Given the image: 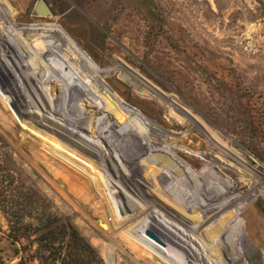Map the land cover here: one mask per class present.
Returning <instances> with one entry per match:
<instances>
[{
	"label": "rangeland",
	"instance_id": "rangeland-1",
	"mask_svg": "<svg viewBox=\"0 0 264 264\" xmlns=\"http://www.w3.org/2000/svg\"><path fill=\"white\" fill-rule=\"evenodd\" d=\"M0 264H264V0H0Z\"/></svg>",
	"mask_w": 264,
	"mask_h": 264
},
{
	"label": "bare ground",
	"instance_id": "bare-ground-1",
	"mask_svg": "<svg viewBox=\"0 0 264 264\" xmlns=\"http://www.w3.org/2000/svg\"><path fill=\"white\" fill-rule=\"evenodd\" d=\"M133 120V119H132ZM148 123V122H147ZM158 123V122H157ZM132 125H134V126H137V123H135V122H132L131 123ZM145 124V123H144ZM171 125L173 126L174 124H172L171 123ZM181 124H177V125H174V126H180ZM151 126V125H150ZM158 126H160V125H158ZM181 127V126H180ZM161 128H163V127H161ZM166 128V127H165ZM179 128V127H178ZM131 140V141H130ZM129 141H130V143H129ZM139 141V140H138ZM139 145L140 143L139 142H137V140L136 141H134V140H132V138L131 139H129V140H127V141H125V139L123 138V139H121L120 141L118 140V146H119V148L121 149V151H122V154H123V156H124V159L126 160H124V159H122L123 160V167L125 166V164L127 165L128 164V166H126L125 167V170L127 171V173L130 175V176H127V177H129L128 179H127V182L128 183H133V185L134 184H137L138 186L140 185H143L144 187H146L147 188V190H148V194L146 195V196H150V193H153L152 192V190L149 188V187H152V185H150V183L148 184V182H146V183H143L142 182V180H136V178L134 177V170L132 169V166L134 167V168H136L135 167V164H136V160H138L139 158H140V153L137 151V149H135L136 148V146H137V144ZM141 145V144H140ZM147 145V144H146ZM142 146V145H141ZM132 147V148H131ZM146 146H144L143 145V149L146 151L147 150V148L149 149V145L145 148ZM169 148V147H168ZM132 149H134V150H132ZM193 150V149H192ZM195 150V149H194ZM163 152H165V151H160V152H158V154L159 153H163ZM194 153V152H193ZM169 154V153H168ZM171 155L174 157H178V158H180V159H183L186 163H188L189 164V166H191L192 168H194V169H196V168H198L200 165H201V162H199L197 159H195L194 157H192V156H187V155H184V154H182V153H180V151L178 152V151H175V152H171ZM142 156V155H141ZM165 156V155H164ZM202 156H204L205 158H210L211 157V153H206L205 152V154H203ZM169 157H171V156H169ZM159 157H157L156 158V160L158 159ZM175 159V158H174ZM177 159V158H176ZM158 161V160H157ZM161 161V160H160ZM141 162V161H140ZM160 163V162H159ZM175 163H177L176 162V160H175ZM138 165H140V166H145V169H146V172H147V174L149 175V180L151 181V183L155 186V187H157L156 189L157 190H160L161 188H159L160 187V178H164L163 176H162V174H164V175H166L165 173H163L162 172V170H158V169H156V170H151V169H149V167H147L146 165H144V162H141V163H139ZM137 166V165H136ZM138 168V167H137ZM211 169H213V170H216L215 169V167L213 166H211ZM198 170V169H197ZM195 171V170H194ZM125 172V171H124ZM178 172H180V171H178ZM199 173V172H198ZM220 174L219 175H221L222 173H227L228 175H230V178L231 179H233V181L235 182V184L234 183H230V182H227V181H223L222 182V180H221V182L219 181V183H220V185H221V187L219 188V187H213V186H210V183H208V181H205V179H207V177H209V174L207 173V172H204L203 174H197L196 175V177H195V179H199V180H202L203 179V189H202V191H201V197H202V200L200 199V200H198V198H195V196H193V195H191L190 194V196H189V198H188V202H186V204H185V202H184V206H182L183 208H181L180 210L182 211V210H184V211H189V215H188V218H190V220H192V222H199V221H202L203 219H205V220H207V216H209V214L214 210V209H216L215 207H217V206H219V205H222V206H224V209L223 210H225L226 208L225 207H227V208H229L230 209V207H235L236 208V206H238L244 199L242 198V197H240V198H231V196H230V193H231V191L232 190H234L235 188L236 189H242L243 187H244V185H243V182H242V180H240L241 179V175H242V173H239L237 170H234L233 168L232 169H224V168H222V170L219 172ZM178 174V173H177ZM145 175V174H144ZM168 177H170V179H172V180H175V176H172V175H167ZM222 176V175H221ZM178 179V178H177ZM176 179V180H177ZM210 179V178H209ZM220 179V178H219ZM140 182V183H139ZM182 180L181 181H179V180H177V183H179L180 184V186H182ZM200 183V182H199ZM234 184V185H233ZM193 185V184H192ZM236 185H237V187H236ZM179 186V187H180ZM144 187H142V188H144ZM130 189L132 190V186L130 187ZM190 189V188H189ZM235 189V190H236ZM174 190V189H173ZM132 191H134V190H132ZM137 191V190H136ZM160 193V192H159ZM140 196H141V198H143V201L140 203L139 202V204H138V206L140 207V208H145L146 206H148V201L147 200H145L144 198V195H141L140 194ZM157 196V195H156ZM239 196V195H238ZM261 197V195L259 196V198ZM137 202V201H136ZM190 204H191V206H190ZM171 205V206H170ZM175 205H177V204H175ZM168 206L169 207H173V208H177V209H179V205H177V206H174V204H169L168 203ZM194 208H193V207ZM232 207V208H233ZM197 209V208H199V211H196V210H194V209ZM222 210V209H221ZM223 210H222V213H221V218H220V220H219V222L216 224V225H214V222L213 221H209L207 224H209V223H213V225H214V227L215 226H218V224L220 225V223L222 222V221H224L225 220V217H227L229 214H232V212H234L233 210H232V212L230 211V213H227V210H226V212H223ZM177 211H179V210H177ZM180 211V212H181ZM183 211V212H184ZM245 211V210H244ZM217 214V213H216ZM227 214V215H226ZM247 214V213H246ZM225 215V216H224ZM187 218V217H186ZM213 218V217H212ZM249 218V217H248ZM258 221V220H257ZM206 224V225H207ZM246 225V224H245ZM213 227V228H214ZM236 227V226H235ZM240 227V226H239ZM221 228V227H220ZM239 229V228H238ZM231 231V230H230ZM236 231V230H235ZM219 232V231H218ZM238 232V231H237ZM241 232V231H240ZM228 233H229V230H228ZM230 233H232V232H230ZM233 233H234V231H233ZM239 236V235H238ZM235 237V236H234ZM239 239V238H238ZM213 240V239H212ZM233 240V239H232ZM235 246V245H234ZM155 248V247H154ZM157 249V248H156ZM232 251V250H231ZM234 253V252H233ZM231 256V255H230ZM232 257V256H231Z\"/></svg>",
	"mask_w": 264,
	"mask_h": 264
}]
</instances>
